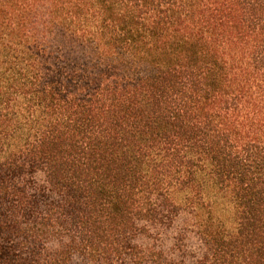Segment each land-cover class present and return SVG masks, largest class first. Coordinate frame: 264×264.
<instances>
[{
  "label": "trees",
  "instance_id": "1",
  "mask_svg": "<svg viewBox=\"0 0 264 264\" xmlns=\"http://www.w3.org/2000/svg\"><path fill=\"white\" fill-rule=\"evenodd\" d=\"M182 211L264 264V0H0V264L153 260Z\"/></svg>",
  "mask_w": 264,
  "mask_h": 264
},
{
  "label": "rangeland",
  "instance_id": "2",
  "mask_svg": "<svg viewBox=\"0 0 264 264\" xmlns=\"http://www.w3.org/2000/svg\"><path fill=\"white\" fill-rule=\"evenodd\" d=\"M25 179L32 191L34 189L45 204L58 198L48 190L50 186L46 182L43 172L28 174ZM44 188H46L45 191H43ZM225 210L226 207L221 205V211L227 219L228 225L231 226L232 220L224 212ZM146 228L148 233L138 237L135 243L143 252L149 253L153 260L141 263L128 257L120 264H198L204 253V246L196 233L194 220L190 213L182 211L170 222L147 224ZM63 245H69L75 249L72 264H91L85 256L78 252L77 240L52 239L49 243V246L54 249H60Z\"/></svg>",
  "mask_w": 264,
  "mask_h": 264
}]
</instances>
